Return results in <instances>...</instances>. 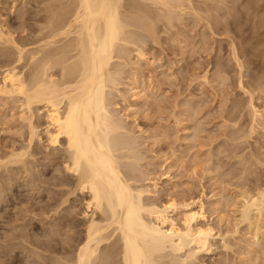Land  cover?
Here are the masks:
<instances>
[{
  "label": "rangeland",
  "instance_id": "rangeland-1",
  "mask_svg": "<svg viewBox=\"0 0 264 264\" xmlns=\"http://www.w3.org/2000/svg\"><path fill=\"white\" fill-rule=\"evenodd\" d=\"M53 1L57 6L60 4L58 0ZM53 1L0 0L1 24L6 22L8 25L4 28L11 29L15 37L24 36L30 32L28 27L46 20L50 15L47 12L50 13L52 6L50 4L54 3ZM196 1L198 0H193L195 7ZM199 1L198 4L210 1L196 7L200 13L203 10L205 16L197 11L194 12L195 9L188 8L186 11L190 10V13H194L189 16V11L186 12L183 19L180 18L184 22L180 19L176 20L174 28L164 30L160 27L163 24H157L158 29L160 27L164 30L160 32L162 36L160 40H163L160 44L152 46L149 42L150 44L147 45L151 47L149 52L153 56L151 65L138 59L137 51L129 54L130 57L125 61L130 59L128 60L130 63L137 64H130L127 61L128 67L124 69L123 66L121 67V70H124L123 73L120 71L123 76L121 75L122 78L119 76L120 85L117 91L112 93L114 96L112 102L114 107L116 106L117 116L119 115L127 125L129 124L133 132L132 136L139 139L138 143L142 144L136 150L138 149L141 156H144L143 161H145H140V164L143 165L144 170L147 169L148 175L136 185L146 186L150 182H157V192L153 193L155 197L151 199L158 201L160 198L159 202L173 198L177 202H182L191 196L192 199L201 198L204 201L207 221L218 235L212 247L206 253L199 254L198 258L189 264H264V261L261 262L264 260V235H260L264 231V212L261 215L253 209L248 219L250 222L243 221L241 214L243 192L255 193L264 188V6H262L264 0H260L261 2L259 0ZM209 4L212 9H208ZM254 5L258 7L255 8ZM260 7L263 8L259 12ZM195 13L203 17L197 18ZM120 60L122 59H118L117 62ZM121 65L125 64L121 63ZM240 65L243 66L239 68ZM137 88L139 91L143 89L146 93L142 90L140 93V95L143 93L142 96L136 97ZM7 98L0 96V159L7 157L5 155L12 150L11 145L18 149L17 151H21L23 147L25 150L28 145L29 129L27 122L23 120L24 114L21 115V112H25V107L20 105L22 102L13 99H8L6 103ZM253 105L262 114L261 117H257V121H252L253 117L249 113L252 112ZM42 109L44 113L40 114L42 118H40L39 132L43 140L38 146L40 149H37L44 153L26 156L24 166L26 164L28 168L19 163L20 165L11 164V167L9 164L8 167L0 170V181H3L0 182V195H2L0 196V264H40V262L50 264L51 261L53 262L52 256H59L56 249L65 255L76 249L84 229L82 212L85 206L81 200L76 201L73 197L74 199L71 198L63 205L67 209L65 215L72 216L66 218L64 216L62 221L57 214L55 216L54 211H48L51 208L49 204L52 200L49 199L52 189L55 188L56 193L60 192L59 187L49 182L53 177L59 176L57 178L62 179L71 176L59 171H63L61 164L56 165L51 162L49 164L50 160L44 158L46 154L44 145H47L44 128L47 119L43 117L46 113L44 108ZM234 116L236 117L233 118ZM240 130L246 133L242 134ZM34 151L30 150V153ZM203 160L207 163H203ZM204 168L209 172H203ZM151 187L154 189L153 186ZM1 189H3L2 194ZM54 196L59 203L60 194ZM216 204L221 209L217 208ZM64 221L67 223L65 224ZM261 226L263 229L259 233L257 227ZM50 231L56 237H52L51 234L50 236ZM65 239L67 242L62 244ZM225 241L229 244H226L227 247L229 246L228 249ZM40 245L46 249L40 248ZM52 249L55 253H52L54 251Z\"/></svg>",
  "mask_w": 264,
  "mask_h": 264
},
{
  "label": "bare ground",
  "instance_id": "bare-ground-1",
  "mask_svg": "<svg viewBox=\"0 0 264 264\" xmlns=\"http://www.w3.org/2000/svg\"><path fill=\"white\" fill-rule=\"evenodd\" d=\"M58 1L60 2L58 6L55 1L50 4L52 5L51 11L50 13L47 12L50 15L46 17V20L28 27L30 32L24 36L15 37L16 35L14 36L11 29L6 30L4 28L8 24L6 22L1 24L0 21V69L3 70L0 72V96L8 97L5 100L6 103L8 99L22 102L20 105L25 107V112H21V115L24 114L23 120L27 122L29 129L27 148L23 150L25 148L23 147L21 151H17L18 149L16 150L11 145L12 150L8 151V155H5L7 157L0 159V170L8 167L9 164L10 167L11 164L20 165L19 163L24 166L26 156L44 153V151L38 150L40 149L38 146L43 140L39 126L40 118H42L40 114L44 113L42 111L44 108L46 115L43 117L45 116L47 119L44 128L47 141V145H44L46 148L44 158L50 160L49 164H61L63 171H59L71 176L62 179L57 178L59 176L53 177V180L49 182L60 188V192L57 193L62 199L60 197L59 203L56 201L54 194L57 193L53 188L52 195L50 199L48 198L49 201L52 200L50 206L48 205L51 207L48 211H54L55 216L58 215L57 217L62 221L64 216L65 218L72 216L65 215L67 209L63 206L71 198L74 197L76 201L81 200L85 206V210L82 212L84 229L82 232L79 231L82 234L78 246L73 244L77 247L74 248V251L72 249L73 252H66L69 255L58 252L56 249L59 256H52L53 262L51 261L50 264H189L194 262L199 254L206 253L212 247L213 241L218 235L207 221L205 214L207 208L205 210L204 201L201 198L192 199L191 196V199L182 202H177L174 198L159 202L160 198L158 201L151 199V197H155L153 193L156 194L157 192V182H150L146 186L136 185L148 175L147 169L144 170L143 165L140 164L144 156H141L140 151H137L138 149L136 150L142 144L138 143L137 140L139 139L132 136L133 132L129 128V124L127 125L119 115L117 116L116 106L114 107V102H112V93L117 91V87L120 85L119 76L121 77V72H124L121 67L123 66V69L128 67L126 62L130 59L125 60L130 57L129 54L132 51H137L138 59L151 65L153 56L149 52L151 47H147L148 43L150 42L152 46L160 44V41L163 40H160L162 37L160 32L163 29L174 28L176 26L175 21L182 18L184 14L186 15V12L189 11L188 15L195 11L199 12L196 7L210 1L198 4V0L196 7L193 6V0ZM185 1L189 5H186ZM202 1L206 2V0ZM234 1L238 2L239 0ZM211 4L208 5V9H212L209 7ZM254 7L257 8L258 5L257 7L254 5ZM188 8L195 10L190 13V10L186 11ZM262 8L260 7L259 12ZM201 12L199 13L204 15L203 10ZM195 14L197 15V13ZM200 14L197 15V18L201 17ZM198 20L200 21V19ZM158 23L163 24L160 26L163 29L160 27L158 29ZM189 45L191 46V44ZM189 45L187 46L189 47ZM232 50L234 51L233 48ZM118 59H122L124 62H121L122 60L117 62ZM120 62L125 65H121ZM241 66L243 65H240L239 68ZM142 90L139 91L137 88L136 97L142 96L143 93L140 95ZM128 105L130 106V104ZM21 108L23 109V107ZM251 108L252 112L249 113L253 117L252 121H257V117H261L262 114L254 105ZM195 128L194 130L197 129ZM197 137H195L196 140ZM30 150L35 151L30 153ZM225 150L227 149L225 148ZM203 163L206 164L207 162L203 160ZM25 166L27 167L26 164ZM205 168L203 172L208 173V169ZM226 172L228 174V171ZM61 175L63 176V174ZM11 185L7 186L10 187ZM3 189H1V194ZM242 197L244 200L241 209L243 221L246 220L247 222L253 209H256L259 214H263L264 188L255 193L247 191L244 194L243 192ZM216 205L217 208H220L218 204ZM66 221H64L65 224ZM59 223L62 225L61 222ZM257 229L260 233L263 227H257ZM51 233L52 231L49 232V235ZM261 234L264 235V231ZM23 235L22 237H24ZM51 235L56 237L54 233ZM18 237L20 238V235ZM73 237L75 236L73 235ZM36 240L35 243H37ZM71 240L73 239L71 238ZM64 242L67 240L63 241L62 244ZM71 242L74 243V241ZM226 244L228 242L225 241ZM39 247L44 248L41 245ZM50 247L52 248V246ZM70 247L72 248L71 245ZM52 253H55V250Z\"/></svg>",
  "mask_w": 264,
  "mask_h": 264
}]
</instances>
